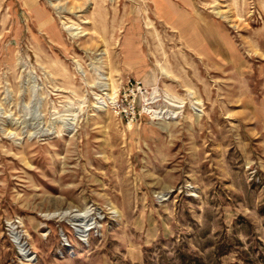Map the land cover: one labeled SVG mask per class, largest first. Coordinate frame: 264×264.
Wrapping results in <instances>:
<instances>
[{"label": "rangeland", "instance_id": "374dc122", "mask_svg": "<svg viewBox=\"0 0 264 264\" xmlns=\"http://www.w3.org/2000/svg\"><path fill=\"white\" fill-rule=\"evenodd\" d=\"M188 10L0 0V264H264V0Z\"/></svg>", "mask_w": 264, "mask_h": 264}, {"label": "crops", "instance_id": "0c3cea01", "mask_svg": "<svg viewBox=\"0 0 264 264\" xmlns=\"http://www.w3.org/2000/svg\"><path fill=\"white\" fill-rule=\"evenodd\" d=\"M153 4L156 14L161 20L167 22L171 26L186 27L188 29L185 35L186 41L195 51L198 53H211L210 39L207 34L201 30L200 23L198 22L199 19L194 17V15H189V23L187 24L185 23V19L183 20L180 18L182 11H189L190 0H153ZM198 43H201V48L198 46Z\"/></svg>", "mask_w": 264, "mask_h": 264}, {"label": "built area", "instance_id": "2783aa9c", "mask_svg": "<svg viewBox=\"0 0 264 264\" xmlns=\"http://www.w3.org/2000/svg\"><path fill=\"white\" fill-rule=\"evenodd\" d=\"M143 90L145 89H142L137 81L134 83L131 80H128L126 84L122 87V90L118 92L115 99L114 104L118 109L119 113L123 112L126 117H130L131 120H133L136 115L140 114V112L138 111V104L135 103V97L132 98L131 102H129L128 99L131 94L135 95V91H139L142 94Z\"/></svg>", "mask_w": 264, "mask_h": 264}, {"label": "bare ground", "instance_id": "6f19581e", "mask_svg": "<svg viewBox=\"0 0 264 264\" xmlns=\"http://www.w3.org/2000/svg\"><path fill=\"white\" fill-rule=\"evenodd\" d=\"M119 3L120 2H122V0H117ZM169 1V0H168ZM171 1V0H170ZM172 3V2H171ZM174 3V2H173ZM38 10V16L41 18V20H45L47 23H51V20L49 19V18H47V15H46V13H43V12H41V10L40 9H37ZM212 21V20H211ZM215 26V25H214ZM200 28H201V30L204 32V33H206V29H205V26H203L202 24H200ZM207 34V33H206ZM133 35V34H132ZM214 35V34H213ZM216 36V35H215ZM108 95V94H107ZM113 95V94H112ZM109 98V97H108ZM172 105V104H171ZM155 111V110H154ZM85 229L84 228H82L81 230H80V235L81 236H84V234H85Z\"/></svg>", "mask_w": 264, "mask_h": 264}]
</instances>
